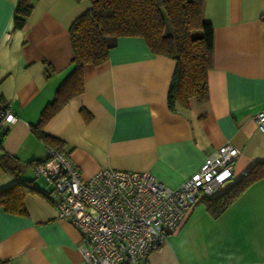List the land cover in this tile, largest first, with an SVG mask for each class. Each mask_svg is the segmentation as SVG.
<instances>
[{
    "label": "crops",
    "instance_id": "crops-1",
    "mask_svg": "<svg viewBox=\"0 0 264 264\" xmlns=\"http://www.w3.org/2000/svg\"><path fill=\"white\" fill-rule=\"evenodd\" d=\"M22 28H13L17 0H0V97L16 121L1 152L17 178L0 165V190L29 180L47 146L31 131L73 69L68 30L87 0H31ZM213 28L208 99L186 108L167 104L174 60L152 54L139 37H120L99 65L83 68V92L43 126L88 179L102 168L149 172L175 188L223 144L239 151L233 179L264 163V133L254 115L264 110V0H204ZM25 213L0 208V264H86L83 238L58 219L50 199L25 195ZM147 264H264V178L218 216L197 203L179 229L153 250Z\"/></svg>",
    "mask_w": 264,
    "mask_h": 264
},
{
    "label": "built area",
    "instance_id": "built-area-1",
    "mask_svg": "<svg viewBox=\"0 0 264 264\" xmlns=\"http://www.w3.org/2000/svg\"><path fill=\"white\" fill-rule=\"evenodd\" d=\"M264 133V110L254 117ZM16 121L0 97V133ZM239 151L223 144L205 157L199 169L170 188L149 172L102 168L82 179L62 147H47V159L33 167L44 181L41 194L57 217L83 238L86 264H147L149 254L175 233L192 208L233 179Z\"/></svg>",
    "mask_w": 264,
    "mask_h": 264
},
{
    "label": "trees",
    "instance_id": "trees-1",
    "mask_svg": "<svg viewBox=\"0 0 264 264\" xmlns=\"http://www.w3.org/2000/svg\"><path fill=\"white\" fill-rule=\"evenodd\" d=\"M87 1L89 8L72 22L68 30L73 69L57 89L39 122L31 127L37 139L47 147H61L60 141L43 132L44 124L69 99L83 92L84 66L104 63L109 50L120 37L142 38L152 54L174 60L175 69L167 93L170 109L175 104L186 108L190 99L198 103L208 99L207 79L212 66L213 28L202 17L204 0ZM31 9V0H17L14 29L23 27ZM12 160L1 152L0 145V165L17 178V166L12 165ZM40 163H32V167ZM262 178L264 163H256L238 180H231L217 193L203 197L199 202L206 201L211 214L218 216ZM35 190L41 193L38 186L29 180L0 190V208L11 214L23 215L24 197Z\"/></svg>",
    "mask_w": 264,
    "mask_h": 264
},
{
    "label": "water",
    "instance_id": "water-1",
    "mask_svg": "<svg viewBox=\"0 0 264 264\" xmlns=\"http://www.w3.org/2000/svg\"><path fill=\"white\" fill-rule=\"evenodd\" d=\"M6 133L5 130H2L1 133H0V143L2 141V138L4 137V134Z\"/></svg>",
    "mask_w": 264,
    "mask_h": 264
}]
</instances>
